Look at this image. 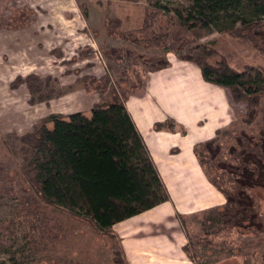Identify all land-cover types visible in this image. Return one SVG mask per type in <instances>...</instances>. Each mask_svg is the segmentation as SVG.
<instances>
[{
  "label": "rangeland",
  "instance_id": "obj_1",
  "mask_svg": "<svg viewBox=\"0 0 264 264\" xmlns=\"http://www.w3.org/2000/svg\"><path fill=\"white\" fill-rule=\"evenodd\" d=\"M147 1L0 0V261L7 264H92V261L103 264L108 261L112 240L100 238L93 233L90 224L43 202L31 174L26 172L18 138L42 125L51 127V123L45 121L51 115L69 116H62L59 107L53 105L52 101L59 97L29 104L31 96L26 76L55 79V85L66 90L62 96L76 90L87 91L96 102L92 107L89 105V110L81 112L87 115L93 107L111 102L113 96L126 99L143 85L145 74L161 58L176 57L168 47H149L128 36V32L140 31V36L147 39L155 33V28H146L145 23L153 20L152 26H156L167 20L160 15L146 18ZM160 1L169 8L188 4L187 0ZM96 24L103 27H96ZM32 30H37L39 35L33 34ZM43 30L48 34L45 38ZM25 32L30 40L39 38L37 46L25 39L24 47L17 53L11 39L16 36L26 38ZM256 32L261 38L258 49L245 39L217 32L204 36L199 43L215 48L237 71H242L245 66L264 69V55L259 51H264V23ZM56 64L60 66L58 78L52 75ZM92 71L97 75H85ZM69 77L72 80L65 83L64 79ZM17 78L20 81L11 87ZM77 105L85 106L82 101ZM62 109L65 113L72 111ZM244 111L243 104H230L234 122ZM239 129L240 133L250 130L242 125ZM257 202L259 216L246 233L226 225L219 209L200 211L187 218L185 230L190 241L184 237L182 244L188 242L196 264H261L264 191L259 193ZM169 208L163 213L170 212ZM10 226L14 229L12 236H8ZM125 226L114 229L123 231L125 228L128 246L134 227L126 229ZM171 226L180 230L181 219L175 218ZM163 235L155 241L161 240ZM145 237L142 235L139 259L149 262L185 260L175 253L176 247L173 246L175 252L163 254V250L158 252L160 248L152 242L146 244ZM91 248L99 251L100 258L90 257Z\"/></svg>",
  "mask_w": 264,
  "mask_h": 264
},
{
  "label": "trees",
  "instance_id": "obj_2",
  "mask_svg": "<svg viewBox=\"0 0 264 264\" xmlns=\"http://www.w3.org/2000/svg\"><path fill=\"white\" fill-rule=\"evenodd\" d=\"M147 2L146 18L160 15L167 20L152 26L153 20L148 23L146 19V28H155L147 39L140 36V31L128 32V36L149 47H168L177 59L198 67L205 82L224 88L232 104L245 106L239 120L225 130H217L210 140L195 144L193 151L210 185L225 199L219 209L223 221L246 233L259 216L257 199L264 191V69L245 66L237 71L223 54L199 41L215 32L225 33L245 39L258 49L261 38L256 29L264 23V0H187L186 6L171 8L160 4V0ZM168 66L163 57L150 72ZM18 81L20 78L10 86L15 87ZM26 83L29 104L66 93L50 77L41 80L28 75ZM125 100L113 96L111 102L93 107L88 115H51L45 120L51 127L42 125L18 138L26 172L37 185L40 199L112 240L116 264H124V257L112 230L114 225L170 200ZM240 125L249 132L240 133ZM178 128L185 133L171 119L154 125L156 131L174 132ZM180 219L190 241L186 222ZM7 229L8 236L14 235L12 226ZM187 243L182 250L196 264Z\"/></svg>",
  "mask_w": 264,
  "mask_h": 264
},
{
  "label": "crops",
  "instance_id": "obj_3",
  "mask_svg": "<svg viewBox=\"0 0 264 264\" xmlns=\"http://www.w3.org/2000/svg\"><path fill=\"white\" fill-rule=\"evenodd\" d=\"M96 27L103 26L100 27L98 24ZM55 29L57 31L58 28ZM36 31L31 32L38 34ZM27 33L25 32L26 38L16 36L11 39L13 49L17 50V53L24 47L25 39L29 44L32 42L37 46L39 38L30 40L29 37L27 38ZM46 36L48 34L44 32L43 38ZM169 56H167L169 66L145 74L143 85L136 88L125 100V106L168 190L170 201L114 225L112 230L123 251L124 264H194L182 250L185 245L182 244V238L185 237L182 226L180 230H174L171 224L174 223L175 218L183 217L186 222L187 218L189 219L200 211L211 208L221 209L225 203L224 197L210 185L193 149L195 144L210 140L217 130H225L234 122L230 115L232 102L229 94L224 88L205 82L200 70L194 64ZM58 73H60V66L56 64L52 70L53 77L58 78L60 76ZM96 73L95 71L86 72L85 75ZM71 80L70 77L64 79L65 83ZM87 94L85 90H76L59 97L58 100H53L52 103L59 107L61 111L59 113L62 116L85 112L87 108L89 110L96 104L94 97H89ZM81 101L85 106L77 105ZM62 108H69L72 111L65 113L66 111ZM167 119L173 120L178 126H183L185 133L180 134L178 129L174 132L154 129L156 123L165 122ZM169 207H173L174 211ZM167 208L170 212L163 213L167 211ZM156 209L159 210L155 211ZM119 225H126V229L134 227L132 228L133 235L130 234L132 240L128 246L123 232L125 228L123 227V231L114 229ZM92 231L100 238L109 239ZM142 235L146 236L144 239L146 244L152 242L160 248L158 252L163 250V254L169 255L171 250L174 251L173 246L176 247L177 252H174L185 257V260L168 259L149 262L139 259ZM160 235H163V238L155 241L161 237ZM109 248L108 261L103 264H116L113 261L112 243ZM91 249L90 257L100 258L99 251L96 248ZM170 256L173 257V255ZM93 263L101 264L92 261Z\"/></svg>",
  "mask_w": 264,
  "mask_h": 264
}]
</instances>
